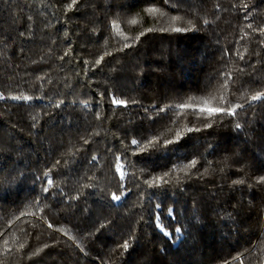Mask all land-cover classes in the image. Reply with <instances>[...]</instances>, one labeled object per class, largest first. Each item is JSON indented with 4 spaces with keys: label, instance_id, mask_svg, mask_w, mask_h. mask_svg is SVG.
<instances>
[{
    "label": "trees",
    "instance_id": "trees-1",
    "mask_svg": "<svg viewBox=\"0 0 264 264\" xmlns=\"http://www.w3.org/2000/svg\"><path fill=\"white\" fill-rule=\"evenodd\" d=\"M71 3L0 0V264H264V0Z\"/></svg>",
    "mask_w": 264,
    "mask_h": 264
},
{
    "label": "snow or ice",
    "instance_id": "snow-or-ice-1",
    "mask_svg": "<svg viewBox=\"0 0 264 264\" xmlns=\"http://www.w3.org/2000/svg\"><path fill=\"white\" fill-rule=\"evenodd\" d=\"M77 0H72V3L68 5V8L71 9L75 4H76ZM169 0H165V3H168ZM146 11L148 12V14H155V13H159L161 16L165 15V13H163L160 9L155 8V7H150L148 9H146ZM181 19V17L179 16H173L171 17V20L173 22V25L175 23V21ZM129 24L135 25L138 23V21L133 18L130 21H128ZM189 27L188 28H180V27H175V26H171V30L174 32H181V31H186V30H191V21L188 22ZM113 27L115 29H117V32L119 35L123 36V33L120 31V26L117 22H113ZM149 31H151L152 29H148ZM141 35H143V33H140ZM125 40L128 39L127 36L123 37ZM130 45L125 44V47H128ZM106 54H110V53H106ZM100 59H103V57H101ZM99 62V61H97ZM224 87H227V84L224 85ZM264 95V93L262 94H257V95H253L252 96V100H259L261 99V96ZM25 99H27V97H25ZM217 99V97L215 96H208V97H201V98H196V97H190L186 102H184L183 104L179 105V107L181 109H193L192 114L193 115H198V113H206L207 115L205 116V119H208L212 116H215L217 114L220 113H224L226 115H235L236 112V108L235 107H231L229 106L228 108H224V107H220V106H213V102ZM220 103L224 104L226 103V99L224 96H220ZM113 103L116 104H122L125 103L124 101H119V100H114ZM237 107H239V105H237ZM198 109V112H197ZM206 127H211V123L207 124ZM237 128L240 127L239 124L236 125ZM192 129H189V131H191ZM172 141H168V143H171ZM133 144H137L138 142L136 140L132 141ZM195 165V161L192 162V166ZM49 183H51V181H49ZM233 183L235 184H242L244 183L243 180H236ZM257 183H262L264 184V177H260L257 179ZM113 199H119V196L113 195ZM177 232H179V229H177ZM122 247H124L125 249H127L128 244L127 242H125ZM238 259V257H237Z\"/></svg>",
    "mask_w": 264,
    "mask_h": 264
}]
</instances>
